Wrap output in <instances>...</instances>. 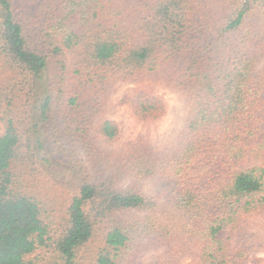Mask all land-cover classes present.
<instances>
[{"label": "trees", "instance_id": "trees-1", "mask_svg": "<svg viewBox=\"0 0 264 264\" xmlns=\"http://www.w3.org/2000/svg\"><path fill=\"white\" fill-rule=\"evenodd\" d=\"M134 1L0 0V264H30L39 249L76 264L94 238L90 264H137L154 250L149 264H177L188 250L191 264H264V0ZM146 74L186 98L179 137L132 143L123 185L79 166L56 222L29 182L44 148L38 126L55 129L61 104L76 131L95 114L97 135L115 139L104 107ZM122 101L144 121L165 112L152 89ZM145 180L165 185L146 192Z\"/></svg>", "mask_w": 264, "mask_h": 264}, {"label": "rangeland", "instance_id": "rangeland-1", "mask_svg": "<svg viewBox=\"0 0 264 264\" xmlns=\"http://www.w3.org/2000/svg\"><path fill=\"white\" fill-rule=\"evenodd\" d=\"M145 2L147 0H141ZM129 2H135L129 0ZM68 21L75 23L76 16L72 15ZM66 68L63 70L64 81L62 88L72 84L68 74L71 55L64 57ZM58 64H52L48 77H52V71L58 69ZM133 87L152 89L159 95L165 104L164 114L155 120H141L137 118L130 106L122 101L128 90ZM65 94L61 93V100ZM57 103V102H56ZM64 107L61 104L54 105L53 116L56 123L54 129L47 123L38 126V135L44 148L38 151L37 163L39 167L29 177L33 190L41 197L50 209V214L56 222L61 221L63 212L69 199L76 192L80 180L75 178L79 166L87 168L84 176L98 181L101 178H114L118 185L125 184L129 177L125 176L124 161L129 160L131 154L129 148L132 143L139 142L149 148H163L177 140L183 129L185 119L188 115L186 98L180 91L168 86L164 79L143 75L137 81L124 85L109 98L104 107V113L118 124V136L107 140L97 135L93 115L89 123L79 131L75 130V123L66 122L63 116ZM93 120V123H92ZM3 126L0 122V130ZM53 130H60L54 132ZM83 176V177H84ZM86 176V177H87ZM82 177V178H83ZM144 191L160 190L165 184L153 180H145L141 184ZM99 236V231L97 232ZM226 237L228 229L219 233ZM101 239L94 238L84 245L77 255L76 264H90L93 252L100 245ZM157 251H146L138 259L137 264H149ZM186 253V254H185ZM177 264H191L192 252L186 251ZM30 264H63L59 255L51 249H39L27 257ZM176 264V263H175Z\"/></svg>", "mask_w": 264, "mask_h": 264}]
</instances>
